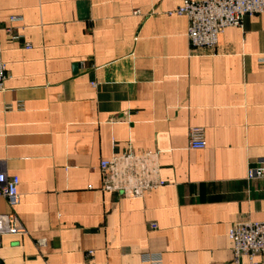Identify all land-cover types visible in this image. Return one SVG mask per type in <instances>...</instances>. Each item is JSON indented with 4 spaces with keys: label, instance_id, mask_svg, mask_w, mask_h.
Instances as JSON below:
<instances>
[{
    "label": "crops",
    "instance_id": "obj_1",
    "mask_svg": "<svg viewBox=\"0 0 264 264\" xmlns=\"http://www.w3.org/2000/svg\"><path fill=\"white\" fill-rule=\"evenodd\" d=\"M182 2L0 0V170L19 182L0 215L26 230L1 238L0 264H232L229 228L264 222V178H246L264 166V14L193 52L168 14ZM150 151L164 186L99 191L100 161Z\"/></svg>",
    "mask_w": 264,
    "mask_h": 264
},
{
    "label": "built area",
    "instance_id": "obj_2",
    "mask_svg": "<svg viewBox=\"0 0 264 264\" xmlns=\"http://www.w3.org/2000/svg\"><path fill=\"white\" fill-rule=\"evenodd\" d=\"M169 15L183 16L187 19V38L193 52L214 50L217 38L227 28L239 26L244 16L264 14V0H183ZM19 16L9 18L11 23L20 22ZM4 32L11 41H20L22 37L12 33L10 28ZM28 48V46H25ZM259 62L264 65V58ZM9 78L6 64L0 49V92ZM93 87L95 84H91ZM188 148L204 150L206 141L200 128H191L188 136ZM102 174L99 191L119 197L139 199L147 193L165 185L159 176L157 152L143 154H114L99 162ZM247 180L264 178L262 164L248 167ZM18 179L7 178L0 170V197L4 198L11 209L19 203L17 191ZM26 234L24 226L14 212L0 215V244L3 236H22ZM232 246V264H264V222L250 220L236 221L228 230ZM37 247L46 245L45 239L36 241ZM92 255V252H89ZM242 259H246L243 262ZM144 262L156 264L160 257L155 254L142 255Z\"/></svg>",
    "mask_w": 264,
    "mask_h": 264
}]
</instances>
